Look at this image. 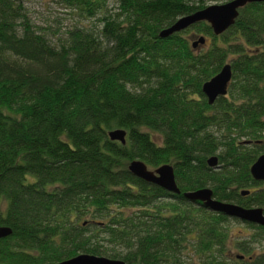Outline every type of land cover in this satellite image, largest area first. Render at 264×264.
<instances>
[{
  "label": "trees",
  "instance_id": "1",
  "mask_svg": "<svg viewBox=\"0 0 264 264\" xmlns=\"http://www.w3.org/2000/svg\"><path fill=\"white\" fill-rule=\"evenodd\" d=\"M57 1L84 19L100 14V26L58 37L31 22L27 0H0V227L12 232L0 239V264L80 254L264 264L250 249L263 228L235 237L234 220L183 197L209 188L264 210V185L250 175L264 153V3L240 9L220 36L201 22L161 39L178 18L230 0H111L112 11L109 0ZM225 64L227 95L208 105L202 85ZM115 129L125 145L108 139ZM132 160L171 165L180 193L135 178Z\"/></svg>",
  "mask_w": 264,
  "mask_h": 264
},
{
  "label": "water",
  "instance_id": "2",
  "mask_svg": "<svg viewBox=\"0 0 264 264\" xmlns=\"http://www.w3.org/2000/svg\"><path fill=\"white\" fill-rule=\"evenodd\" d=\"M253 3H264V0H230L221 4H211L202 10L178 19L170 27L161 31L158 37L166 39L201 22L207 23L215 36H220L234 25L239 15V10ZM205 42L206 40L203 37L196 38L192 48L196 49L198 46L204 45ZM231 80V65L225 64L217 74L202 85L201 91L206 97L208 105H213L219 97L227 95ZM107 137L111 142H119L121 145L126 143V132L123 129L109 131ZM207 165L213 170L220 168L217 157L208 159ZM127 169L135 178L147 184L154 185L175 195L180 193L175 181L174 169L169 164H164L151 170L142 161L133 160L128 164ZM250 174L255 181L264 182V154L260 155L250 167ZM248 193V191H242L240 194L244 197ZM183 197L189 203L201 204L209 212L264 227V214L261 208H243L234 203L218 201L213 197V192L209 188L186 192ZM10 234V228L0 227V239L8 237ZM235 258L241 259L238 255ZM58 264H124V262L104 256L80 254Z\"/></svg>",
  "mask_w": 264,
  "mask_h": 264
},
{
  "label": "rangeland",
  "instance_id": "3",
  "mask_svg": "<svg viewBox=\"0 0 264 264\" xmlns=\"http://www.w3.org/2000/svg\"><path fill=\"white\" fill-rule=\"evenodd\" d=\"M106 4L108 10L112 11L114 7L113 2L109 0ZM25 6L33 24L45 28L48 34L52 33L58 37L64 35L74 26L85 25L95 30L100 26L98 21L101 16L100 14L92 19H84L80 16L78 10L67 8L57 0H27ZM243 231H246L244 226L238 222L234 221L230 224V232L236 235L235 237L239 236ZM253 251L258 253L264 251V239L255 245ZM233 254H236L234 250Z\"/></svg>",
  "mask_w": 264,
  "mask_h": 264
},
{
  "label": "flooded vegetation",
  "instance_id": "4",
  "mask_svg": "<svg viewBox=\"0 0 264 264\" xmlns=\"http://www.w3.org/2000/svg\"><path fill=\"white\" fill-rule=\"evenodd\" d=\"M251 144V141H248V140H246V141H244V145H250ZM264 154V153H263ZM262 155V154H261ZM213 157H216V156H213ZM259 157V156H258ZM257 157V158H258ZM211 158V157H210ZM210 158H208V159H210ZM256 158V159H257ZM207 159V160H208ZM218 159V158H217ZM219 165V164H218ZM220 166V165H219ZM210 168V167H209ZM217 170V169H216ZM251 175V174H250ZM253 179V178H252ZM254 180V179H253ZM255 181V180H254ZM256 182H258V183H261V184H263L264 185V182H261V181H256ZM243 191H246V190H243ZM248 191V190H247ZM242 192V191H241ZM240 192V193H241ZM249 193H250V191H248ZM249 193H248V195H249ZM241 195V194H240ZM247 195V196H248ZM243 197V196H242ZM245 197V196H244ZM222 202V201H221ZM189 203V202H188ZM230 203H232V202H230ZM190 204H192V203H190ZM235 204V203H234ZM236 205H238V204H236ZM239 206H241V207H243V208H246V207H244V206H242V205H239ZM249 208H261L262 210H263V208L262 207H260V206H256V207H249ZM263 214H264V210H263ZM228 218V217H227ZM231 220H233V219H231ZM235 222H238L239 224H241V225H243L244 226V228H245V230L246 231H243L245 234L247 233V234H250V233H258L257 235H260V234H262L263 232L261 231V230H259V229H257V227H260V228H263L264 229V227L263 226H260V225H256V224H252V227H250V224L251 223H245V222H241V221H237V220H234ZM242 234V233H241ZM260 239H258L255 243H253L252 244V247H250V246H247V248H249L250 247V249H252V251H251V253H253L254 255H256V256H259V255H264V251H262V252H260V253H258V252H254L253 250H254V247H255V245H257V244H259L260 242H261V240L262 239H264V237H259ZM238 256H240L241 257V259L240 260H243L244 259V256L243 255H238ZM248 258H251V256H248Z\"/></svg>",
  "mask_w": 264,
  "mask_h": 264
},
{
  "label": "bare ground",
  "instance_id": "5",
  "mask_svg": "<svg viewBox=\"0 0 264 264\" xmlns=\"http://www.w3.org/2000/svg\"><path fill=\"white\" fill-rule=\"evenodd\" d=\"M213 4H215V3H213ZM218 4H221V3H218ZM182 17H184V16H182ZM182 17H180V18H182ZM180 18H178V19H180ZM178 19H177V20H178ZM177 20H176V21H177ZM176 21H175V22H176ZM175 22H174V23H175ZM174 23H173V24H174ZM169 27H170V26H169ZM166 28H168V27H166ZM166 28H164V29H166ZM164 29H162L161 31H163ZM161 31H160V32H161ZM160 32H159V33H160ZM158 35H159V34H158ZM132 161H133V160H132ZM129 163H130V162H129ZM168 193H170V192H168ZM171 194H172V193H171ZM172 195H173V194H172ZM169 200H170V199H169ZM195 204H196V203H195ZM11 233H12V232H11ZM10 235H11V234H10ZM10 235H9V236H10Z\"/></svg>",
  "mask_w": 264,
  "mask_h": 264
}]
</instances>
